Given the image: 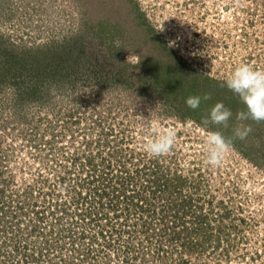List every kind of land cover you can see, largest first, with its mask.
Instances as JSON below:
<instances>
[{
    "label": "rangeland",
    "instance_id": "rangeland-1",
    "mask_svg": "<svg viewBox=\"0 0 264 264\" xmlns=\"http://www.w3.org/2000/svg\"><path fill=\"white\" fill-rule=\"evenodd\" d=\"M79 48L77 67H51ZM241 63L264 69V0H0V201L28 190L48 210L95 178L108 194L85 208L123 231L129 264H264V122L238 121L224 86ZM216 102L227 129L202 123ZM241 124L209 166L206 130ZM165 127L175 145L153 158L143 145Z\"/></svg>",
    "mask_w": 264,
    "mask_h": 264
},
{
    "label": "built area",
    "instance_id": "built-area-1",
    "mask_svg": "<svg viewBox=\"0 0 264 264\" xmlns=\"http://www.w3.org/2000/svg\"><path fill=\"white\" fill-rule=\"evenodd\" d=\"M75 186L79 188L78 184ZM73 205L71 203V207ZM35 213L42 214V217L35 216L32 223L28 222L26 215L22 218L19 215L13 217L0 213V217L8 218L12 225L20 224L27 231L21 233L23 242L27 239L24 248V255H27L24 256L25 258L19 256L21 261L17 262L18 255L16 254L15 258L11 257L10 260H6L5 264H129L132 260L127 255L121 258L118 256V252L127 249L124 243L126 235L123 231H115L114 227L112 228V225L107 223V218H104V221L108 225L103 224L102 226L101 219L98 217L100 213L93 211L83 219L79 216L77 218L74 214L77 220H70L71 222H68V218L63 220L55 217L52 219L51 215H48L49 218L46 221V210L34 211ZM30 216L33 214H28V217ZM57 220L59 222L56 223ZM50 227L54 229H50L51 232L48 233L47 230ZM12 234L15 235L13 230L0 224V240L4 235ZM16 239L19 242V237L15 238V242ZM57 254L59 255L54 258L53 256Z\"/></svg>",
    "mask_w": 264,
    "mask_h": 264
},
{
    "label": "clouds",
    "instance_id": "clouds-1",
    "mask_svg": "<svg viewBox=\"0 0 264 264\" xmlns=\"http://www.w3.org/2000/svg\"><path fill=\"white\" fill-rule=\"evenodd\" d=\"M224 86L238 96L244 105V110L236 113L238 121L251 119L254 122H264V69H257L250 64L241 63L228 75ZM201 99L210 100L211 94H205L203 97L189 96L185 103L189 108L195 110L199 107ZM232 116L233 112L223 102H216L202 123L205 126L211 124L227 129ZM138 117L141 120L145 119L142 116ZM250 132L251 128L242 124L232 130L231 137L226 136L220 130H206L204 140L206 163L212 167L221 166L227 154L234 150V141L246 139ZM176 136L175 128H161L158 133L153 132V135L144 143L143 148L153 158L164 156L172 151Z\"/></svg>",
    "mask_w": 264,
    "mask_h": 264
},
{
    "label": "trees",
    "instance_id": "trees-1",
    "mask_svg": "<svg viewBox=\"0 0 264 264\" xmlns=\"http://www.w3.org/2000/svg\"><path fill=\"white\" fill-rule=\"evenodd\" d=\"M83 56H84L83 49L79 48L77 50V53L75 54V58H74L73 61H68V60H65L63 57H60V58H63V59H61V61L59 60L60 62H58L57 59H56L55 61H53L51 67L55 68V70L59 69L60 67L61 68H71L72 69L74 67H77V62L78 61L81 62V60H82L81 58ZM59 63L62 64V65H60ZM55 74H57L59 76V73L57 71H55ZM91 166L93 167L94 163H91ZM97 178H98V175H97ZM119 179L121 180L120 176H119ZM96 180L97 179H95V178L91 179V181H90V184L92 185L91 188L87 184H83V183L82 184H78L79 188H75L72 185L68 186L71 189V193L68 195V197L56 198L54 203L49 205L50 206L49 209L46 210V215H51V216L55 215L56 217H58V219L59 218L63 219V218H66V217L68 218L67 215H69L70 212H71V209L69 208V206H71V203H73L74 206H76V208H77L75 210V215H78L79 218L83 219L85 216L91 214L93 212V210H94V209L92 210V206L89 209L85 208L86 206L84 205V203H88V202H86L87 200L89 201V203L91 205V204L94 203L93 201L95 199H97L95 201L96 203H98L97 206L102 207L104 205L103 202L105 201L106 196H107L106 194H108V192L104 189L103 186H102L103 189H101V188L97 187L96 185H94ZM121 182L123 184H125V182H127V184H126L127 186L131 185L129 180H125V181H121ZM4 191H6V189L4 187V184L0 181V193L4 194ZM86 191H88L87 192L88 196H85L86 195ZM24 192H25V195L20 194V192H18L15 195H11L10 199L8 201L9 202L8 204L4 203L3 200H1L0 204L2 206V209H1L2 211H0V213L3 214V215L7 214V212H5V210L7 208H9V204L12 202L13 203L12 208H15V210L12 211V212L9 211L8 213H11V215L14 216V217L16 215H17L16 217H18V215H19L22 218H24L23 215H26L27 219H28V222L32 223L35 220V216L38 217V218L42 217V214H39V213H35L34 214V211L44 210V209H43V207H41L38 204L37 201L35 203L29 201L31 196H30V193H29L28 190H27V192L26 191H24ZM105 192H106V194H105ZM25 196H26V198H25ZM112 196H115V195L112 194ZM104 197H105V199H104ZM110 200H111L110 201V205H111L112 204V197H111ZM138 202H141V200L138 199ZM183 204L186 207V209H188L190 207V204L187 201L186 203H181L180 204L181 209H183V207H182ZM36 207H38V209ZM137 207L139 208L140 206L138 205ZM97 211H96V213H97ZM173 212H174V208H173ZM30 213H32L33 216L28 217V214H30ZM101 214L102 213H100V215ZM115 216H117V214ZM48 218H46V221H48ZM15 220H16V222L19 221L17 218ZM0 224L3 227H7L8 229L13 230L14 234H15V235L12 234V235H8V236L4 235V237H2V239L0 240L1 241V243H0V264H5L6 260H10L11 257L15 258L16 254L18 255V259H17L18 261L17 262L21 261L19 256H23V258H25L24 256L27 255V254L24 255V251H25L24 248L26 247V240L27 239L23 242L24 239H23V237L21 235V233L23 234V232H27L26 229L21 227L20 224H18V223L12 225V222L8 218H4V216L0 217ZM50 229L53 230L54 228L50 227L47 230L48 233H49ZM18 237H19V242H18L17 239H16V242H15V238H18ZM6 251H8L9 253H7ZM58 255L59 254L54 255L53 257L55 258V256H58ZM53 257H50V258L53 259Z\"/></svg>",
    "mask_w": 264,
    "mask_h": 264
}]
</instances>
